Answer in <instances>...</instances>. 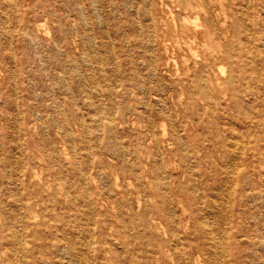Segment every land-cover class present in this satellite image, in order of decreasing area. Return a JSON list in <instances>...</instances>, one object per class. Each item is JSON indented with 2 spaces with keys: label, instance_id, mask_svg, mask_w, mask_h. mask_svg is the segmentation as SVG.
I'll return each mask as SVG.
<instances>
[{
  "label": "rangeland",
  "instance_id": "rangeland-1",
  "mask_svg": "<svg viewBox=\"0 0 264 264\" xmlns=\"http://www.w3.org/2000/svg\"><path fill=\"white\" fill-rule=\"evenodd\" d=\"M68 1L69 6L61 11L60 0H16L15 4L0 0V4L5 7L0 11V17L6 21L5 28L0 25V142L5 148L0 157V168L3 166L7 172L12 170L8 159L11 157L13 141L17 140L29 150V170L35 167L45 178L49 162L47 153L51 150L49 139L61 152L64 149L70 151V134L65 133L64 136L57 132L61 126L56 124L61 125L63 118H68L71 133L80 147L83 133L79 123L81 118L91 126V131L96 124L100 125L101 130H106L105 126L109 125L107 113L115 115L116 120H120L116 116L120 114L121 117L126 116L128 125L118 128L117 138H124L125 145L142 158L154 149V136L173 141L171 134H180L183 140L180 149L177 143L164 149L165 160L171 161L170 171L177 176L178 182L199 185L201 181L211 182L214 178L222 182L228 179L232 196L239 197L238 187L245 185L248 180L244 177L248 174V177L251 175L250 183L254 189L262 194L255 204L263 205L264 209V171L259 168L261 163L264 164L261 158L264 148V71L261 68L264 69V61L256 52L263 54L264 47L260 42L251 45L249 50L241 47V53L237 55L232 51L230 59L225 58L224 52L225 45L230 43L233 18L241 22L248 21L246 0H224V5L220 0H109L107 4L104 0ZM242 5L244 10L234 14L232 9L238 10ZM45 7L59 10V15L64 18L63 29L58 28L59 22L52 11L47 12L46 17L43 15ZM146 7L150 19L147 22L144 20ZM203 7L208 9V16L213 17L206 29L197 28L192 22L197 15L202 19L205 17ZM251 10L250 15L254 16L256 22L258 16L255 8ZM187 16L190 20L184 22ZM43 18L47 19L46 27L38 29L34 26L32 35L19 37L21 19H29L38 25L44 21ZM140 19H143L147 29L148 54L153 58L155 76L147 74L150 68L141 60H138V67L134 66V59L139 54L143 55V46L135 42L138 30L134 24ZM4 32L8 33L10 43L2 39ZM254 33L260 34L258 23ZM10 52L13 53L11 58ZM25 53L34 61L27 66L24 65L28 59L24 58ZM37 54H41V59ZM220 64L226 65V76L218 74L217 66ZM201 70L206 82L209 78L215 80L220 77L221 81L233 75L240 89V108L234 106L230 95L226 99L220 98L217 85L213 87L210 102L220 98L219 103L211 108L204 105L206 100L209 101L205 96L184 91L194 73ZM142 75L147 82L145 89L141 85L144 82L141 80ZM14 80L19 87L18 95L22 94L23 88H27L24 94L28 98L21 106L15 102L16 97L9 90L14 86ZM110 83L115 85L111 97L108 96ZM90 100H95L100 111L89 109ZM102 105L108 107L107 113L102 110ZM21 108L24 129L20 134L15 126L19 124ZM63 108L66 111L58 114V109ZM149 113L153 124L147 125L146 116ZM134 116L142 119L133 123L131 119ZM49 119L54 123L49 122L45 127V121ZM28 121L33 124L30 128ZM92 132L86 131L87 136ZM164 144L163 148L166 147ZM182 147L186 148L185 152ZM78 152L85 162L86 150L79 149ZM39 154L42 158H38ZM14 155H20L18 150L14 151ZM106 159L108 171L114 175L118 157L106 156ZM62 166L66 172H69L68 167L72 169L66 160L62 161ZM68 177L77 180L72 172H69ZM224 193L227 194V191ZM183 194L188 206L196 210L198 203L195 194L198 201L202 202L205 193L200 188ZM234 198L225 210V241L229 235L232 237V231L249 230L246 217L236 215L239 205L234 204ZM69 202L62 198L60 206H66ZM98 209L100 206L96 205L94 219L97 220L102 217ZM73 212L77 215L75 218L78 217L76 221L68 218L61 224H65L64 227L72 226L80 248L79 238L88 220L82 217L83 209L73 207ZM43 218L44 214L40 213L36 223ZM147 220L150 222V217ZM155 234L159 233L156 231ZM58 238L62 246H69V242L61 235ZM252 238L256 239L254 235H243L241 241ZM258 240L261 243L263 239ZM96 241L97 246H101L99 236ZM233 245L228 247L231 253L245 248L241 245L235 248ZM194 253L190 251L191 257ZM101 255L98 250L93 253V264H107ZM15 264H22L21 258L15 259ZM78 264H85L83 256H80Z\"/></svg>",
  "mask_w": 264,
  "mask_h": 264
},
{
  "label": "bare ground",
  "instance_id": "bare-ground-1",
  "mask_svg": "<svg viewBox=\"0 0 264 264\" xmlns=\"http://www.w3.org/2000/svg\"><path fill=\"white\" fill-rule=\"evenodd\" d=\"M60 1L59 10L62 11L69 6L68 0ZM104 1L105 4L109 2V0ZM223 1L220 0L222 5H224ZM9 2V4H15L16 0H9ZM112 2L116 4L114 1ZM246 3L248 5L246 10L249 15L248 21L241 22L233 18L230 25V43L225 45L226 59H230L232 51L237 55L240 54L241 47L249 50L251 45L258 42L264 47V0H246ZM243 7L244 5L238 10L232 9L233 13L236 14L238 11L244 10ZM253 7L258 16L256 22L253 19L254 16L250 15ZM4 8V4H0V11ZM202 9L205 17L202 19L200 15H197L192 22L197 28L206 29L213 17L208 16V9L204 7ZM44 10V16L47 12L52 11L59 22L58 28L63 29L62 20L64 18L59 15V10L51 7H45ZM144 12V20L147 22L150 20L147 7ZM43 19L44 21H40L37 23L38 25L29 19L23 21L21 19L18 27L19 37L24 38L32 35L34 26L38 29L42 26L46 27L47 19ZM189 20L190 17H184V22ZM103 22L104 25L107 24L105 19ZM257 23L260 34L254 33ZM0 25L3 28L6 27L3 17H0ZM134 27L138 30L135 42L143 46V55L139 54L134 59V66L138 67V60H141L150 68L147 74L155 76L153 58L148 54L149 38L143 19H140L136 25L134 24ZM1 36L4 41L10 43L7 32ZM256 52L258 57L261 56V60L264 61V53ZM11 57H13L12 52H10ZM24 58H28L25 66L34 62L26 53ZM38 58L41 59V54L38 55ZM217 71L220 76H226V65H218ZM261 71L263 72L264 69L261 68ZM10 72L14 74L12 70ZM144 77L142 75L141 78L144 81L141 84L143 89L147 88ZM13 82L14 86L9 90L11 95H15V102L21 106L24 101H27L28 97L24 94L27 88H23L22 94L18 95L19 87L15 80ZM235 83L233 75L227 76L221 81L220 77L215 80L209 78L206 82L203 70H201L194 73L189 85L184 87V91L189 94L205 96L209 100H206L204 104L206 108H211L215 103H219L220 98L226 99L228 95H230L234 106L240 108V89ZM110 84L109 97L114 94L113 90L115 91L114 83ZM216 85L219 87L221 97L210 102L213 97V87ZM90 97L92 96L90 95ZM104 104L106 105V103ZM88 105L90 110L100 111L99 107L95 105V100H90ZM107 108L102 105V110L105 113H107ZM65 111L64 108L58 109L57 113L63 114ZM22 113L21 108V118L18 117L19 124L15 126L16 131L20 134L24 129ZM114 116L112 113H107L106 118L109 125L105 126L106 130H101L100 125L96 124L92 128L93 132L91 126L87 125L88 123L86 124L81 116H77L82 119L79 120V123L83 127L80 147L77 146L71 133L67 117L61 120V125L56 124L61 126L57 130L58 135L70 134V151L64 149V152H61L54 145L53 140L49 139L51 144L48 143V145L51 150L47 153L49 162L46 165L48 173L45 178L35 167L29 170L31 160L27 154L29 150L17 140L13 141L11 157L8 159L9 163L11 162L12 170L7 172L3 166L0 168V219L2 220L0 225V264H15V259L20 260V258L22 264H78L80 256H83L85 264H93V253L97 250L102 254L101 257L107 264H125L127 262L129 264H264V209H262L263 205L255 204L257 198L262 194L257 192L254 185L250 183L251 175L248 177L247 174L244 177L248 181L245 185L238 187L239 197L236 195L235 198L232 196L228 179L222 182L214 178L211 179V182L210 180L201 181L199 185H184L182 182H178L175 178L177 176L171 173V161L167 162L164 155V149L173 147L174 143L179 145V149L183 146L180 134L173 132L170 137L173 141L154 136V149L142 158L136 151L130 150L125 145L124 138H117L118 128L124 127V124L128 125L126 116L116 115L120 120H116ZM140 119H142L140 116H134L131 120L136 123L140 122ZM146 121L147 125L153 124L150 113L146 116ZM49 122L54 123L49 119L45 121L44 126L47 127L46 124ZM28 124V128L33 125L31 121H28ZM86 131L92 132L90 136H87ZM163 133L165 134V130ZM163 143L166 145L164 148ZM4 149V145L0 142V157H2ZM79 149L86 150L85 162L79 157ZM185 149L182 147L183 152ZM15 150H18L19 156L14 155ZM204 150L206 153L207 150ZM106 156L118 157L119 163L115 165L114 175L108 171L109 163ZM38 158H42V156L39 154ZM261 158L264 160V148ZM63 160L72 165V169L68 167L69 172H72L77 180L68 177L69 172H66L62 166ZM259 168L264 171V164L261 163ZM200 188L204 190V198L202 202L198 201L195 194L198 205L197 209L193 210L188 206L183 193L195 192ZM225 190L227 194L224 193ZM62 198L65 201H70L66 205L67 207L60 206ZM233 198L234 204L239 205L236 215L246 217L249 230L248 232L241 229L232 231L231 238L233 240L229 235L225 241L223 227V222L227 218L225 210ZM96 205L100 206L98 212H102V217L99 220L94 219ZM73 207L83 209L82 217L84 216L88 220L82 231L83 235L81 234L79 238L80 248L74 238L72 226L64 227L65 224H61L68 218H74L76 221L78 217L75 218L77 215L73 212ZM40 213L44 214V218L36 223L40 219ZM147 217H150V222ZM210 218L213 220H209ZM156 231L159 234H155ZM247 234L254 235L256 239L241 241L242 236ZM58 235L69 242L68 247L61 245ZM98 236L101 246L96 244ZM258 239L263 240L260 243L261 240ZM232 243L235 248L240 245L245 248L231 253L228 247ZM191 250L195 251L193 257L190 255Z\"/></svg>",
  "mask_w": 264,
  "mask_h": 264
}]
</instances>
